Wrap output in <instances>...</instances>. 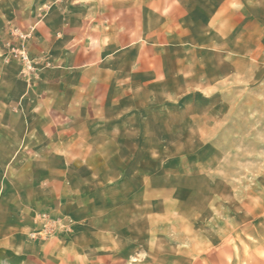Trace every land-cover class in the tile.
<instances>
[{"label": "rangeland", "instance_id": "obj_1", "mask_svg": "<svg viewBox=\"0 0 264 264\" xmlns=\"http://www.w3.org/2000/svg\"><path fill=\"white\" fill-rule=\"evenodd\" d=\"M138 6L0 0V124L22 143L0 203L43 174L51 192L25 238L97 221L114 236L97 264H203L264 220V68L233 74L223 55L178 46L201 42L200 20L166 49L139 41ZM21 262L0 249V264Z\"/></svg>", "mask_w": 264, "mask_h": 264}, {"label": "crops", "instance_id": "obj_2", "mask_svg": "<svg viewBox=\"0 0 264 264\" xmlns=\"http://www.w3.org/2000/svg\"><path fill=\"white\" fill-rule=\"evenodd\" d=\"M107 2L139 5V29L141 35L145 36L139 41L142 40L152 47L166 49L164 47L172 45L171 37L177 34L181 36L183 29H191L190 34H195L198 26L195 22L200 20L201 42L187 39L186 33V39L177 43L178 46L189 45L203 53L223 55V60L228 61L227 67L233 74H237L238 65L241 63H245L250 69L264 68V0ZM3 127L4 125L0 124V151L7 153V156L0 154V197L3 190L2 180L8 172L6 165L17 159V153L22 146V143H12L10 135L2 129ZM3 165L5 171L2 169ZM29 178L31 181L27 183L26 191H22L25 195L18 191L19 199H16L14 205L0 203L2 252L9 250L13 256L19 257L22 264H50L51 260L56 264H97V261H93L95 257L89 255L91 252L114 253L113 246L111 247L114 242L113 232L108 226L102 230L96 229L94 224L97 221H91L92 229L86 231L89 235L81 232L83 226H77L71 235L59 237L54 242L25 238L23 234L26 231L38 228L34 214L45 209V195L51 192L50 182L43 174ZM96 238H99L98 242L95 241ZM83 239L93 246L89 253L88 248L84 249L82 246ZM218 245L216 253H203V264H264V220L257 218L250 222L249 241H220Z\"/></svg>", "mask_w": 264, "mask_h": 264}]
</instances>
